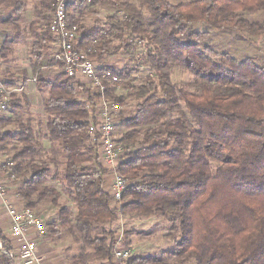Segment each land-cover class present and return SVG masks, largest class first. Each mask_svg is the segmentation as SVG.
Returning <instances> with one entry per match:
<instances>
[{
    "label": "trees",
    "instance_id": "1",
    "mask_svg": "<svg viewBox=\"0 0 264 264\" xmlns=\"http://www.w3.org/2000/svg\"><path fill=\"white\" fill-rule=\"evenodd\" d=\"M53 2H42L31 22L34 43L30 50L37 58L32 71L38 88L48 90L43 99L46 133L39 135L31 120L25 125L18 121L19 133L5 132L0 141V147L16 142L13 165L4 172L25 180L19 191L24 207L35 212L37 201H49L60 208V192L46 184L52 175L49 163L55 160L41 158L46 153L40 143L44 139L64 154L63 180L72 190L70 198L77 208L73 214L61 207L57 222L60 228L76 230L95 247L90 261L112 262L114 255V234L103 230V237L94 238L95 229L119 217L160 215L170 220L178 235L172 253L176 258H194L196 264H264V66L253 58L238 60L209 46L200 49L209 34L191 27L201 24L214 30L264 35V22L243 17L244 13L264 12V0L179 4L170 0H137L136 4L70 0L67 17L71 25L79 27V49L95 42L93 56L102 59L124 45L146 48L145 64L156 78L147 77L137 85L135 68H101L118 77L138 102L136 114L129 118L123 114L128 102L115 93L113 83H105L106 91L101 94L63 71L56 82L44 77L42 52L57 42L50 30ZM103 6L122 12L123 17L111 16L106 26L80 27L85 13L98 14ZM18 38L1 44L2 59L13 53ZM115 41L119 46L115 47ZM175 66L193 77L184 87L170 80ZM27 73L24 71L25 79ZM79 92L85 100L78 97ZM102 99L119 106L125 142L140 144L116 168L121 177L133 182L122 195L125 203L120 209L103 188L108 172L100 163L99 146L90 131ZM23 101L29 105L27 98ZM12 105L17 114L14 101ZM6 122L0 120V125ZM53 227L49 231L56 234ZM0 242L4 249H11L1 229ZM77 262L84 263V259ZM147 262L164 264L150 257H130L128 264ZM0 264L15 263L0 252Z\"/></svg>",
    "mask_w": 264,
    "mask_h": 264
},
{
    "label": "rangeland",
    "instance_id": "2",
    "mask_svg": "<svg viewBox=\"0 0 264 264\" xmlns=\"http://www.w3.org/2000/svg\"><path fill=\"white\" fill-rule=\"evenodd\" d=\"M118 1H123V2L130 1L135 4L137 3V0H118ZM191 1L193 0H170L172 4L188 3ZM97 12L98 14L95 15L89 12L85 13L81 17L80 27L82 26L90 29L98 25L106 26L108 25L109 18H111V16L116 15L120 19L123 17L122 12H117L116 10L111 8V6L110 7L103 6L99 8ZM243 17L251 22H264V12L244 13ZM20 19L21 18H18V21ZM25 22H27V24ZM22 23L23 24L25 23L27 27L30 26L29 22L25 19L21 20V24ZM191 27L195 31L208 32L209 34V38L199 44L200 49H204L205 47L209 46L221 53H228L238 60L253 58L259 65H261V67L264 66V35L252 36L234 29L214 30L209 28L208 26L201 24L191 25ZM5 38L11 39L12 37L6 35L5 37H3L2 40H4ZM94 44L85 47V49L83 50L85 51L88 49L92 50V52L90 53V57L97 63V65L100 68L105 67L119 71H129L135 68L137 69V71L134 73L133 78L137 80L136 81L137 85L143 83L147 79V77L153 76L154 78H156L155 73L150 69L148 65L145 64L144 57L146 54V48L144 46L143 47L137 46V47H133L132 49H129L127 48V45H124V47L119 48L118 51L112 49L110 50L109 54H107L104 58L98 59L97 57L93 56V54L95 53ZM119 44H120L119 42L115 41V47L119 46ZM27 52L28 53L31 52L30 48L27 49ZM12 54L13 53H11L10 56ZM29 56L31 55L29 54ZM32 56L34 59L36 58L34 55ZM21 61L22 63L18 62L16 64L9 60L7 62H4L3 65L5 68L4 70L5 73L3 72L1 73L0 71V81L5 86L11 87V86L21 85L19 86V88H22V86L24 85L26 81L24 78L25 76L21 77L20 72L13 73L14 69H17L18 71L24 69L25 72L31 70V74L33 75L32 73L33 60L31 63H28L27 60H23V59ZM48 63H52V62H48ZM48 70L50 69H47L44 72L48 74L47 73ZM170 72H171L170 80L172 84L177 87L186 86L185 84H187L193 78L192 75H190L187 71H185L183 68L179 66L173 67L172 71ZM28 75L29 74L27 73V79H29ZM35 76L36 75L34 74V76H32L31 78L32 81L31 83L34 85L37 84L36 81L37 78ZM19 90L20 89H18V91ZM18 91H15V93ZM115 93L120 97L126 98L127 100L126 102H128V107L123 112L125 118L134 116L137 112L138 102L131 97V92L124 87V84L121 83V81L118 85L115 86ZM78 97L82 100H85L86 98L84 93L82 92H79ZM38 98L40 101L39 95ZM97 111L99 110L97 109ZM120 115H121V111L118 116V119L116 120L115 128H114L115 137L118 143L123 148V156L121 158L119 165L121 164L122 161H126L130 158V156L134 155V153H136L137 149L140 146V144H132L131 142L127 144L123 139L126 130L122 128L123 119L120 118ZM0 129L2 131V134H4L7 129V126L0 125ZM40 143L42 144L46 152L43 156H41V158L43 160L48 161V157H51L52 159L55 160V162L49 163L52 175L48 179V182L46 183L47 186L55 188L60 192L61 195L59 199L60 208L61 207L68 208V210L71 213L76 214L77 208L75 204L72 202V199L70 198L72 195V190L66 185V183L63 180L64 172L62 170L65 169V157L63 152H61V150H59L57 146L52 145L50 142H47L44 139H40ZM11 145L7 146L8 148L7 153L8 155L10 154L11 158L5 161L6 163H10L14 157L13 155L14 148ZM127 149H129L130 153H128ZM100 163L103 166V168L108 172V174L105 176L104 182L110 181L111 183V190L107 188L109 191H106L107 189H105V192L109 193L112 196L111 191L115 180V173H117V169L111 170L107 168L102 161L101 155H100ZM15 182L21 183L20 189H22L25 180L17 179ZM132 183H133L132 181L130 182L127 180V184H128L127 187ZM124 203L125 201L123 199L121 202H114L113 205L116 206L118 209H120V207L122 206L121 204ZM60 208L52 205L49 201L36 202L35 212H37L36 214L43 220V222L47 227L46 238L48 239L46 240V247L48 250H50L51 252L50 254H52L48 259L47 263L48 264H80L77 262V259L82 258L84 259V263L81 264H95L97 261L95 260L90 261V255L95 252L94 251L95 247L87 244L84 238H82L83 236L76 230L74 229L68 230L67 228L66 229L60 228L57 222ZM52 226H54L53 228H55L56 234L51 233L49 231V228H52ZM172 229L173 226L170 220L160 215H152L146 218L119 217L113 223L95 229L93 232V237L94 238L103 237V230H105L107 234H109L110 232L114 234L113 238L115 244H114L113 252H115L116 250L115 247L119 246L131 250V257H140V258L150 257L153 260L163 262L164 264H196L195 262L196 260L194 258H189L188 260L187 259L184 260V259L176 258L172 255L175 249L174 248L175 244L179 240L178 235L175 236ZM106 263L115 264L118 262L115 260L113 255L112 262L107 261ZM124 263L128 264L129 259L122 262V264ZM146 264H152V263L147 262Z\"/></svg>",
    "mask_w": 264,
    "mask_h": 264
},
{
    "label": "built area",
    "instance_id": "3",
    "mask_svg": "<svg viewBox=\"0 0 264 264\" xmlns=\"http://www.w3.org/2000/svg\"><path fill=\"white\" fill-rule=\"evenodd\" d=\"M69 3L70 0H54L53 2L50 30L55 35V40L59 46L54 55V61L57 65L62 66V71L68 77L84 78L90 87L104 94L106 91L105 83L118 85L120 80L111 72L102 71L90 57L91 49L85 51L77 47L79 27L78 25H71L68 21L67 8ZM13 93L14 91L0 81V117L8 111ZM87 108L92 111L90 106ZM98 110L90 131L99 143V152L104 165L111 170H116L123 156V148L115 137L114 129L120 108L117 104L102 99ZM2 135L0 129V141ZM12 165L11 162L0 164V198L4 200L7 214L11 220L9 238L17 244L11 246L10 250H6L0 242V252L12 257L15 264H41L43 257L38 253L37 240L47 234V227L32 209L24 207L20 210L8 199L9 180L15 179V176L5 173L4 170L6 166ZM127 185V180L115 173L111 191V197L115 202H121ZM115 248L114 258L118 262L115 264H122V262L130 259L131 250L119 246Z\"/></svg>",
    "mask_w": 264,
    "mask_h": 264
},
{
    "label": "crops",
    "instance_id": "4",
    "mask_svg": "<svg viewBox=\"0 0 264 264\" xmlns=\"http://www.w3.org/2000/svg\"><path fill=\"white\" fill-rule=\"evenodd\" d=\"M46 0H0V44L3 43L7 38L4 40L3 37L6 35L11 36V39H14L16 37H19L16 40V43L14 45L13 54L8 57L7 60L2 59L0 56V71L1 73H5L4 70V62L12 61L15 64L16 63H22L23 60H27L28 63H31L33 60V63L36 62L37 58H33L31 52H27V49H31L32 45L34 43V38L32 37L31 33V22L36 20V12L42 2ZM22 10V12H21ZM22 13L21 19L18 21L15 18ZM13 19L15 21H13ZM25 19L29 22V27L25 25L27 22H25L23 25L21 24V20ZM18 21V22H17ZM40 27L42 28L44 23L43 21H40ZM9 39V40H11ZM2 40V41H1ZM58 43L55 42L51 44L48 51H43V57L41 58L43 67L42 72H44L47 69H50L47 71L48 74L45 72L43 73L44 77H46L50 81H59L61 79L62 70L59 65L53 61L52 63H48L50 60H54V55L58 51ZM23 50V52H22ZM31 51V50H30ZM29 54L31 56H29ZM35 60V61H34ZM20 72L21 77L24 76V69L21 71H18L17 69L13 70V73ZM33 73V72H32ZM28 78L25 79V83L22 86V88H19L21 85L17 86H9L12 91H14L13 95H16L17 97H12L11 102H15L16 107L15 111L17 114H14L13 112V105H9L8 111L3 114V116L0 117V120L7 121V124H4L7 126V129L5 132H8L10 130H14L15 133H19L20 126L17 125L16 122L21 121V123L24 125L28 124V121L31 120V126L35 128L37 133L39 132V135H43L46 133V122L47 117L44 110L43 105V99L48 96V90H40L38 88V85H34L31 82L32 76L31 70H28ZM37 78V77H36ZM37 81V79H36ZM76 82H79L82 85L88 86L87 80L84 78H77ZM5 83V82H4ZM9 88L8 86H6ZM16 89H20L18 92L15 93ZM18 93V94H17ZM38 95L40 97V101L38 98ZM23 97L27 98L29 105H26L23 101ZM19 102V103H17ZM19 119V120H18ZM2 125V126H3ZM47 141V140H45ZM16 142L14 141L12 143V147ZM7 146H1L0 147V164L7 161L9 158H11L10 154L7 153ZM14 155V154H13ZM17 179L9 180V191H8V199L18 207V209H23L25 206V202L23 199H21L19 191L21 188V183L15 182ZM16 184H15V183ZM12 183V184H11ZM104 190L110 189L111 190V183L110 181L104 182ZM23 185V183H22ZM106 191H109V190ZM10 226H11V220L7 214L4 200L0 198V229L4 232L5 237L10 241L11 246L16 245V242H13L9 238V232H10ZM47 234L43 236L42 238L37 240L38 244V253L40 256L43 257V262L41 264H48L47 261L50 258L52 254H50V250L46 247V238ZM95 264H107L106 261H97Z\"/></svg>",
    "mask_w": 264,
    "mask_h": 264
}]
</instances>
